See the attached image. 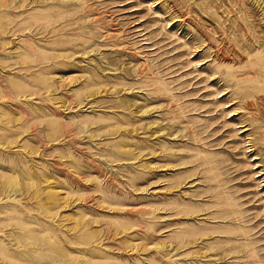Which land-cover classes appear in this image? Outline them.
I'll list each match as a JSON object with an SVG mask.
<instances>
[{
	"label": "rangeland",
	"instance_id": "1",
	"mask_svg": "<svg viewBox=\"0 0 264 264\" xmlns=\"http://www.w3.org/2000/svg\"><path fill=\"white\" fill-rule=\"evenodd\" d=\"M0 264H264V0H0Z\"/></svg>",
	"mask_w": 264,
	"mask_h": 264
},
{
	"label": "bare ground",
	"instance_id": "2",
	"mask_svg": "<svg viewBox=\"0 0 264 264\" xmlns=\"http://www.w3.org/2000/svg\"><path fill=\"white\" fill-rule=\"evenodd\" d=\"M240 249V248H239Z\"/></svg>",
	"mask_w": 264,
	"mask_h": 264
}]
</instances>
